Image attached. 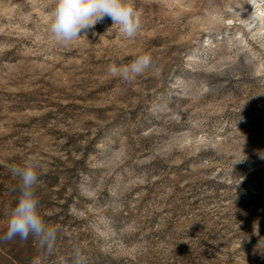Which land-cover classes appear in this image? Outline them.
Here are the masks:
<instances>
[{
    "label": "rangeland",
    "instance_id": "374dc122",
    "mask_svg": "<svg viewBox=\"0 0 264 264\" xmlns=\"http://www.w3.org/2000/svg\"><path fill=\"white\" fill-rule=\"evenodd\" d=\"M131 2L134 39L105 17L63 45L57 0H0V237L19 196L10 168L32 153L41 214L60 229L51 252L0 239L1 254L30 248L0 264H264L252 0ZM142 54L158 72L108 74Z\"/></svg>",
    "mask_w": 264,
    "mask_h": 264
},
{
    "label": "clouds",
    "instance_id": "9594fccd",
    "mask_svg": "<svg viewBox=\"0 0 264 264\" xmlns=\"http://www.w3.org/2000/svg\"><path fill=\"white\" fill-rule=\"evenodd\" d=\"M105 17L118 26L119 32L128 39H134L142 30V18L131 0H57L52 13L50 32L54 39L63 45L81 36L82 30L93 28L103 22ZM159 69L149 54L135 57L128 64L110 63L108 74L125 83H132L145 72ZM41 161L39 155L32 153L18 165L10 168V173L19 178V196L10 209L6 232L0 239L12 241L19 237L27 240L30 236L41 249L51 252L58 239V225L48 223L40 211V201L36 186L39 183ZM91 195L90 192H87Z\"/></svg>",
    "mask_w": 264,
    "mask_h": 264
},
{
    "label": "bare ground",
    "instance_id": "6f19581e",
    "mask_svg": "<svg viewBox=\"0 0 264 264\" xmlns=\"http://www.w3.org/2000/svg\"><path fill=\"white\" fill-rule=\"evenodd\" d=\"M262 1L264 0H252L255 9L252 14H250L251 22L254 24V29L256 30L254 37L257 39L262 37L260 32L264 31V2Z\"/></svg>",
    "mask_w": 264,
    "mask_h": 264
},
{
    "label": "trees",
    "instance_id": "16d2710c",
    "mask_svg": "<svg viewBox=\"0 0 264 264\" xmlns=\"http://www.w3.org/2000/svg\"><path fill=\"white\" fill-rule=\"evenodd\" d=\"M30 255V248H23L15 252V254H1L0 253V261H6L7 259H11V261L20 262L22 258H28ZM9 256V257H8Z\"/></svg>",
    "mask_w": 264,
    "mask_h": 264
}]
</instances>
